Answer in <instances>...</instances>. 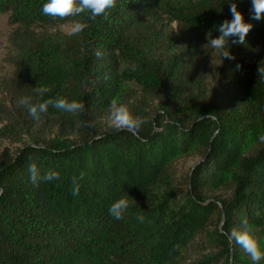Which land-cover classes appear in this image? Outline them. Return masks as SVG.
<instances>
[{"label":"trees","instance_id":"1","mask_svg":"<svg viewBox=\"0 0 264 264\" xmlns=\"http://www.w3.org/2000/svg\"><path fill=\"white\" fill-rule=\"evenodd\" d=\"M233 2L253 27L244 44L229 42L228 60L207 44ZM45 3L0 0L15 24L13 70L0 84V141L14 145L0 151V264H228L243 250L221 222L227 233L264 231V16L253 18L251 0H116L94 21L47 16ZM67 21L87 27L64 33ZM123 63L142 85L123 84ZM51 73L82 112L36 120L20 103L43 102L36 89ZM114 100L147 120L144 142L110 124ZM186 155L198 162L177 174ZM32 164L59 179L34 185ZM122 197L129 207L117 220L109 209Z\"/></svg>","mask_w":264,"mask_h":264},{"label":"clouds","instance_id":"2","mask_svg":"<svg viewBox=\"0 0 264 264\" xmlns=\"http://www.w3.org/2000/svg\"><path fill=\"white\" fill-rule=\"evenodd\" d=\"M116 5V0H47V3L43 5V14L53 17L65 19L69 17L80 16L81 14L90 13L89 19L95 20L96 17L104 14L107 9L113 8ZM254 19H260L264 16V0H251V9ZM230 12L232 15L231 20H224L222 24L216 29L219 35L210 38L208 34V44L211 48L216 50H223L222 57L228 60H235L236 57L231 54L229 42L231 44L240 45L245 43L247 34L252 29L253 25L245 22L244 14L238 10L235 2L231 3ZM87 27L86 23L75 22L71 27L70 34H79ZM97 56L101 54L96 53ZM242 66L237 64L236 68L239 70ZM40 94L47 91L45 88H37ZM22 105L28 106L29 114L36 120L40 119L41 114H46L49 106L59 109L66 113H79L84 110V103L78 100H67L65 98H49L43 100V102L32 103L31 97H23L20 101ZM164 115V113H160ZM207 118H212L211 114ZM147 123L145 118L140 116H134L131 108L128 104L118 103L113 101L110 105V124L117 131H128L141 142H144L140 137L139 131L141 127ZM91 126V125H89ZM80 125L77 124V128ZM259 140L264 142V136H260ZM35 147V146H34ZM29 173L31 182L36 185L41 182H50L59 179V173L56 171H47L41 174L40 169L35 165H29ZM84 173L80 174L79 178L73 177L72 181V195H79L80 184L79 180H82ZM2 194V189H0ZM129 207V201L127 197H122L115 201L110 209V214L117 220L123 218L124 213ZM143 219V217H139ZM220 231L222 235L228 237L230 241H234L239 245L244 252H246L253 262L258 264L259 261L264 259V236H261L255 228L245 227L242 231L232 230L231 233L224 232L223 222L220 225ZM230 264H236L234 258L231 259Z\"/></svg>","mask_w":264,"mask_h":264},{"label":"rangeland","instance_id":"3","mask_svg":"<svg viewBox=\"0 0 264 264\" xmlns=\"http://www.w3.org/2000/svg\"><path fill=\"white\" fill-rule=\"evenodd\" d=\"M74 24V22L67 21L64 23H61L59 25V29L64 33H70L71 27ZM15 26V24L12 23L10 19V12H1L0 11V84L4 79H7L13 70V66L10 62L5 61V57L9 52V44L7 42V33L10 29H12ZM122 74H123V84L126 86H140L143 83V79L139 76L137 72V68H134L130 65H127L125 63L122 64ZM64 79L60 73H51L49 76V82H48V88L47 92L45 93L44 99L49 98H63V89H64ZM4 98V94L2 92L1 86H0V99ZM59 109L53 108L52 106H49L48 111L55 113ZM18 145V144H17ZM14 145H10L6 141H0V151L8 149L12 150ZM11 148V149H9ZM196 161L198 162V158L190 157L188 155L183 156L181 158L176 159V170L177 174L184 173L188 171L189 167L193 166ZM153 188H157V190H162L163 192L160 193V196L165 197L166 199H170L171 204L176 205L179 199L178 196L174 195L175 192H173L172 187H160L152 186ZM152 188V189H153ZM171 214H177L180 213V209H177L176 207L172 206L169 207ZM261 236H264V231L259 233ZM156 246V244H155ZM232 247V245H231ZM243 250V249H242ZM229 257V263L231 262V259L234 258L236 261V264H256V262H253L249 255L243 251L234 252L231 251L230 254H227ZM258 264H264V259L258 262Z\"/></svg>","mask_w":264,"mask_h":264}]
</instances>
